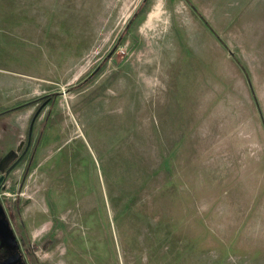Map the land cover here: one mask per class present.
I'll use <instances>...</instances> for the list:
<instances>
[{"label":"rangeland","instance_id":"374dc122","mask_svg":"<svg viewBox=\"0 0 264 264\" xmlns=\"http://www.w3.org/2000/svg\"><path fill=\"white\" fill-rule=\"evenodd\" d=\"M20 154L29 264H264V0H0Z\"/></svg>","mask_w":264,"mask_h":264},{"label":"flooded vegetation","instance_id":"af4514ba","mask_svg":"<svg viewBox=\"0 0 264 264\" xmlns=\"http://www.w3.org/2000/svg\"><path fill=\"white\" fill-rule=\"evenodd\" d=\"M12 158V156L5 155L1 160L0 188H2V183L10 172V166H16L23 157L22 154H20L14 159ZM2 205L3 209H0V264H29V249L24 247L23 239L17 233L8 209L5 207L3 202ZM5 220H7L11 226L13 237H10L6 231L8 227L5 224Z\"/></svg>","mask_w":264,"mask_h":264},{"label":"water","instance_id":"95a60500","mask_svg":"<svg viewBox=\"0 0 264 264\" xmlns=\"http://www.w3.org/2000/svg\"><path fill=\"white\" fill-rule=\"evenodd\" d=\"M33 123H34V119L32 120V124L30 126V133H31L32 128H33ZM0 209H3V205H2L1 199H0ZM5 224L9 228V229L8 228L6 229L8 235L10 237H13V231H12L11 226L9 225V222L7 220H5Z\"/></svg>","mask_w":264,"mask_h":264},{"label":"trees","instance_id":"16d2710c","mask_svg":"<svg viewBox=\"0 0 264 264\" xmlns=\"http://www.w3.org/2000/svg\"><path fill=\"white\" fill-rule=\"evenodd\" d=\"M237 62L239 63V65H240L242 71L244 72V74H245V76H246L248 82L251 84V82H250V77H249V74H248V72H247L246 67H245L244 65H242L239 61H237ZM55 121H57V119H56Z\"/></svg>","mask_w":264,"mask_h":264}]
</instances>
